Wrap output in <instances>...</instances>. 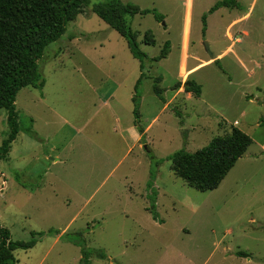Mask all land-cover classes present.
Instances as JSON below:
<instances>
[{
	"label": "rangeland",
	"instance_id": "374dc122",
	"mask_svg": "<svg viewBox=\"0 0 264 264\" xmlns=\"http://www.w3.org/2000/svg\"><path fill=\"white\" fill-rule=\"evenodd\" d=\"M108 1L91 0L40 60L49 104L66 121L31 101L39 89L21 90L20 132L8 154L0 112V226L15 241L43 234L15 252L16 264H264V0L214 13L223 0H121L162 16L127 18L147 55L143 71L127 41L92 11ZM245 15L232 29L235 43L226 29ZM148 31L155 45L143 42ZM167 42V58L154 62ZM230 46L219 63L188 72ZM157 78L169 101L189 80L201 97L184 91L163 111ZM114 79L141 99L144 126L157 117L122 161L125 150L106 151L117 137L101 106ZM134 108L130 101L121 110L125 121ZM233 128L253 143L216 190L198 191L171 170L175 153H195Z\"/></svg>",
	"mask_w": 264,
	"mask_h": 264
},
{
	"label": "trees",
	"instance_id": "16d2710c",
	"mask_svg": "<svg viewBox=\"0 0 264 264\" xmlns=\"http://www.w3.org/2000/svg\"><path fill=\"white\" fill-rule=\"evenodd\" d=\"M90 3L91 0H0V112L7 111V123L10 128L2 146L5 153L9 154L20 132L16 107L19 92L28 87L43 89L45 79L39 63L46 49L63 37L68 24L83 14ZM238 6L236 0H223L218 2L210 13L222 7ZM92 11L127 41L132 56L140 62V69L143 71L147 55L140 49L139 33L132 30L127 18L154 14L158 20H162V16L155 10H143L135 4H125L121 0L97 4ZM143 42L146 45L156 44L151 31L146 32ZM168 49L167 42L161 54L153 58V61L158 63L167 58ZM155 81L154 93L164 100V89L160 86L162 78ZM181 86L179 82L174 89ZM184 88L185 92L192 93L197 98L201 97L202 88L195 81H187ZM138 100V97H134L133 113L135 126L143 139L145 127L140 121ZM252 143L253 140L248 134L233 128L227 135L213 138L206 147L195 153L184 150L175 153L170 158L171 170L190 187L202 192L213 191L221 185ZM148 188L151 190L155 186L149 183ZM154 209L155 205L150 210L153 212V218L157 220ZM40 236L43 234L33 233L30 241H15L10 231L0 226V264H16L15 252L33 248ZM238 255L248 256L243 252Z\"/></svg>",
	"mask_w": 264,
	"mask_h": 264
},
{
	"label": "crops",
	"instance_id": "0c3cea01",
	"mask_svg": "<svg viewBox=\"0 0 264 264\" xmlns=\"http://www.w3.org/2000/svg\"><path fill=\"white\" fill-rule=\"evenodd\" d=\"M247 16L248 15H245L241 19L234 20L233 22H231L229 24V26L226 29V36L229 39H232L233 42H235V43H239L240 39H237V40L235 39V37L232 35V29L240 20L246 19ZM232 47L233 46L228 47V49H226L222 53H219L216 57L213 56L214 57L213 60L205 61L201 65H198V66L192 68L188 72L191 73L196 68L211 64L215 60H216L215 61L216 63H219L221 61L220 59H222L228 53L233 51ZM217 60H220V61H217ZM182 62H183L182 63V66H183L184 60ZM134 64H135V62H134ZM185 67H186V65H185ZM138 80H140V79H138ZM184 84H182V86L180 88L174 90V91H176V93H175V95H173L170 98V101L173 98L175 99L176 96L181 95L185 91ZM46 88H47V86H46V81H45V85H44L43 89L42 90L37 89L39 91L38 94L30 95V98H32L31 101L33 103H36V102L41 103V105H44V107H46L49 111L53 112L54 115L59 116L57 109L53 105L49 104V101L47 99L48 95H47ZM122 89H123L122 82L117 80V79H114V88L111 90L110 93H107V95L104 97L103 101H101V106L106 108V113H107L106 115L109 116L114 122L113 134L115 135V137H117L115 139L110 138V142L107 145L106 151L113 154L116 151L122 152L125 150L126 153L124 155H121V157L119 159L120 161H122L125 158L126 154H128L130 152L129 142H132L131 147H134L137 143H139L142 140V135L139 133L138 129L135 126V117L133 120L125 121L123 118V115L121 113V110L128 108V104L130 101L134 102V98H133L134 94L132 93V91L130 90L129 92L123 94ZM186 93H188V92H186ZM163 97H164V100H163L164 105H163L162 110L168 111L170 109V105H171L170 101L166 99L165 95H163ZM133 111H134V109L132 110V112ZM30 115H32L33 117L38 119V117H36L34 114L31 113ZM60 118L62 120L64 119L63 116ZM156 118L157 117H155L146 126H144V124L141 123L142 126L146 127L144 138H146L147 133H149V131L152 129V125L154 124ZM33 120L35 121V119H33ZM64 120L66 121V119H64ZM140 121L142 122L141 115H140ZM235 125H237V122L235 123ZM75 134H81V130L76 129ZM64 148H66V147H64ZM55 162H59V159L56 160ZM154 186L157 187L156 184H154Z\"/></svg>",
	"mask_w": 264,
	"mask_h": 264
}]
</instances>
